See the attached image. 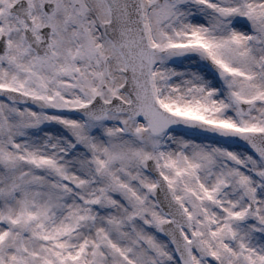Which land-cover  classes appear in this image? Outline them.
<instances>
[{"label":"snow or ice","instance_id":"1","mask_svg":"<svg viewBox=\"0 0 264 264\" xmlns=\"http://www.w3.org/2000/svg\"><path fill=\"white\" fill-rule=\"evenodd\" d=\"M0 264H264V0H0Z\"/></svg>","mask_w":264,"mask_h":264}]
</instances>
